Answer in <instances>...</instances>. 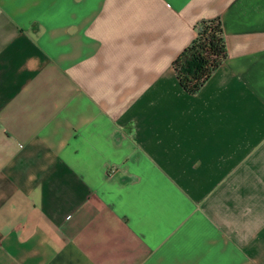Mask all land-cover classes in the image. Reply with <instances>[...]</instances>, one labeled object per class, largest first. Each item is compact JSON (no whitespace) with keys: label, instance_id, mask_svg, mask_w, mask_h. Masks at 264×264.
<instances>
[{"label":"crops","instance_id":"crops-1","mask_svg":"<svg viewBox=\"0 0 264 264\" xmlns=\"http://www.w3.org/2000/svg\"><path fill=\"white\" fill-rule=\"evenodd\" d=\"M0 264H264V0H0Z\"/></svg>","mask_w":264,"mask_h":264},{"label":"trees","instance_id":"trees-1","mask_svg":"<svg viewBox=\"0 0 264 264\" xmlns=\"http://www.w3.org/2000/svg\"><path fill=\"white\" fill-rule=\"evenodd\" d=\"M196 35L174 59L181 85L197 92L228 56L221 16L203 18L195 25Z\"/></svg>","mask_w":264,"mask_h":264}]
</instances>
